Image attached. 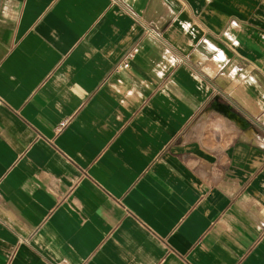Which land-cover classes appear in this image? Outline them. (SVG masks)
Returning a JSON list of instances; mask_svg holds the SVG:
<instances>
[{
	"label": "crops",
	"instance_id": "obj_1",
	"mask_svg": "<svg viewBox=\"0 0 264 264\" xmlns=\"http://www.w3.org/2000/svg\"><path fill=\"white\" fill-rule=\"evenodd\" d=\"M0 264H264V0H0Z\"/></svg>",
	"mask_w": 264,
	"mask_h": 264
},
{
	"label": "built area",
	"instance_id": "obj_2",
	"mask_svg": "<svg viewBox=\"0 0 264 264\" xmlns=\"http://www.w3.org/2000/svg\"><path fill=\"white\" fill-rule=\"evenodd\" d=\"M127 58H128V56H126L120 62H118L116 65V69H120V70L127 69L129 67V62H128ZM61 125H62V123H60L59 126H61Z\"/></svg>",
	"mask_w": 264,
	"mask_h": 264
}]
</instances>
